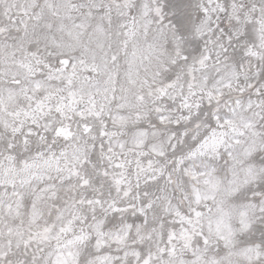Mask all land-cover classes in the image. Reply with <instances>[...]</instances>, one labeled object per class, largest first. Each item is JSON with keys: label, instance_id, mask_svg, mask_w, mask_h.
<instances>
[{"label": "snow or ice", "instance_id": "obj_1", "mask_svg": "<svg viewBox=\"0 0 264 264\" xmlns=\"http://www.w3.org/2000/svg\"><path fill=\"white\" fill-rule=\"evenodd\" d=\"M0 264H264V0H0Z\"/></svg>", "mask_w": 264, "mask_h": 264}]
</instances>
